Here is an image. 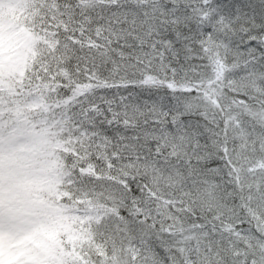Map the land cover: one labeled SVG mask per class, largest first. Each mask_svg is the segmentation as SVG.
I'll list each match as a JSON object with an SVG mask.
<instances>
[{
	"label": "snow or ice",
	"instance_id": "snow-or-ice-1",
	"mask_svg": "<svg viewBox=\"0 0 264 264\" xmlns=\"http://www.w3.org/2000/svg\"><path fill=\"white\" fill-rule=\"evenodd\" d=\"M0 264H264V0H0Z\"/></svg>",
	"mask_w": 264,
	"mask_h": 264
}]
</instances>
